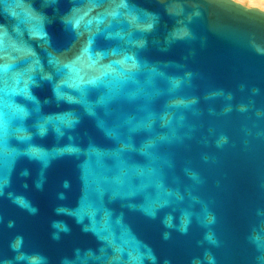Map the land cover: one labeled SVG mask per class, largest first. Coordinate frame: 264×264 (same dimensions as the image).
Returning <instances> with one entry per match:
<instances>
[{"label": "water", "instance_id": "water-1", "mask_svg": "<svg viewBox=\"0 0 264 264\" xmlns=\"http://www.w3.org/2000/svg\"><path fill=\"white\" fill-rule=\"evenodd\" d=\"M0 44V264H264V13L0 0Z\"/></svg>", "mask_w": 264, "mask_h": 264}, {"label": "bare ground", "instance_id": "bare-ground-1", "mask_svg": "<svg viewBox=\"0 0 264 264\" xmlns=\"http://www.w3.org/2000/svg\"><path fill=\"white\" fill-rule=\"evenodd\" d=\"M244 8L254 9L264 13V0H226ZM243 4V5H242Z\"/></svg>", "mask_w": 264, "mask_h": 264}, {"label": "snow or ice", "instance_id": "snow-or-ice-1", "mask_svg": "<svg viewBox=\"0 0 264 264\" xmlns=\"http://www.w3.org/2000/svg\"><path fill=\"white\" fill-rule=\"evenodd\" d=\"M0 49H2V44H0Z\"/></svg>", "mask_w": 264, "mask_h": 264}, {"label": "rangeland", "instance_id": "rangeland-1", "mask_svg": "<svg viewBox=\"0 0 264 264\" xmlns=\"http://www.w3.org/2000/svg\"><path fill=\"white\" fill-rule=\"evenodd\" d=\"M243 5V4H242Z\"/></svg>", "mask_w": 264, "mask_h": 264}]
</instances>
